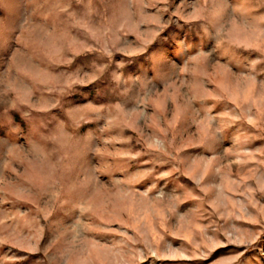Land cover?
I'll list each match as a JSON object with an SVG mask.
<instances>
[{
	"label": "rangeland",
	"instance_id": "1",
	"mask_svg": "<svg viewBox=\"0 0 264 264\" xmlns=\"http://www.w3.org/2000/svg\"><path fill=\"white\" fill-rule=\"evenodd\" d=\"M109 37L125 45L111 57L107 49L78 50ZM220 40L237 65L232 73L213 72L202 55ZM60 42L77 49L71 71L104 65L95 83L108 84L115 98L100 113L97 146L140 153L97 159L117 169L113 181L123 168L142 177L135 192L117 186L106 194L117 231L85 236L67 220L54 185L41 182L38 197L33 179L17 174L27 141L16 136L31 113L0 108V264H264V0H0V96L13 97L5 91L19 75L13 57L48 80L45 61L64 58ZM149 53L163 68L159 83L140 74ZM185 62L205 74L187 77L196 99L182 101L184 86L168 88L166 71ZM205 80L216 81L204 85L208 95L199 88ZM54 96L32 89L31 102ZM166 123L175 160L159 151L171 150L159 132ZM100 180L109 183V175Z\"/></svg>",
	"mask_w": 264,
	"mask_h": 264
},
{
	"label": "clouds",
	"instance_id": "2",
	"mask_svg": "<svg viewBox=\"0 0 264 264\" xmlns=\"http://www.w3.org/2000/svg\"><path fill=\"white\" fill-rule=\"evenodd\" d=\"M22 31H27V29H22ZM154 35L155 33L149 34L148 39L143 41L140 46L141 51L144 50V45L150 43L151 37ZM94 39L96 40L95 44L84 42L78 50L96 49L101 51L107 49L104 54L111 57L113 51H121L125 46L123 44L117 46L111 37L103 40ZM222 43L223 40L218 41L215 47L209 48L202 55L208 60L207 67L213 72L220 69L232 73L237 65L234 62L230 63V53L220 47ZM57 46L62 50L64 58L59 61L50 59L45 61L49 73L48 80H40L36 74L28 72L17 64L13 57V67L19 75L14 78L11 86L5 89L6 92L13 93L10 101H6L0 96V108L4 110L7 108L19 109L20 105H24L25 108L20 109L24 115L31 113L30 119L24 122L23 130L16 136V140H19L23 135L27 141L23 147L22 158L18 162L21 171L17 174L24 179H33L34 192L38 197L43 195L41 182H47L49 186L54 185L57 188L58 196L63 197L60 202L69 206L67 220L74 221L75 226L79 227L85 236L102 237L104 234L116 232L117 229L113 228L112 224L119 222L114 219V215L118 214L114 202L106 194L117 189V186L135 192L134 181L141 178L142 174H132L128 172L127 168H123L119 169L123 173V178L113 181L111 173L117 169L105 166L102 159L98 160L97 157H113L115 161V158L118 157H134L140 153L116 149L114 146L112 151H108L106 147L97 146L100 142V133H102L100 113L105 108L106 102L115 98L108 84L97 86L95 83L103 73L104 65H100L91 74L85 72L81 75L78 72H73L67 66L77 49H73L64 42L58 43ZM159 71H163V68L157 65L155 58L149 53L141 62L140 74L145 77H149L151 74L150 78L156 79V82L159 83L157 77ZM204 74V72L196 73L194 69L188 67V62H185L181 68L169 66L166 71L169 80L167 86L175 90L183 85L185 92L182 95L177 93L181 95L182 101L185 97L189 100L196 99L193 86L187 82V77L203 76ZM24 76L29 77L32 81L31 87L20 79ZM208 83L215 84L216 81L205 80L204 84L199 85L200 91L204 95L209 94L204 87ZM89 84L96 88L97 96L90 98L91 89L86 87ZM77 85L82 87L77 88ZM32 89L41 93H55L53 102H46L43 106L39 103H32ZM92 101L96 103L94 104ZM50 109H55V111H49ZM75 112L80 113L78 119L74 118L73 113ZM90 122H95V125L83 127ZM17 126L19 127V125ZM169 131L171 129L167 123L165 127L159 129L161 139L166 141L171 150L166 151L161 147L159 151L175 160L176 156L173 155V151H175L173 148L174 137H168ZM158 162L162 163L163 161ZM106 173L109 175V183L100 180L101 175ZM137 195L146 196L147 193H137ZM44 218L47 219V216ZM60 235L63 236V233ZM120 235L125 236L126 234L121 232ZM57 239L60 237L58 236Z\"/></svg>",
	"mask_w": 264,
	"mask_h": 264
}]
</instances>
